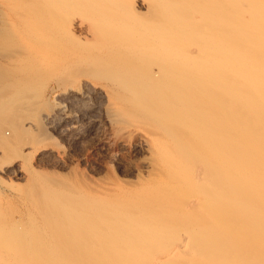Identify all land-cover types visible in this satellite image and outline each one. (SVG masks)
I'll return each mask as SVG.
<instances>
[{
    "label": "bare ground",
    "instance_id": "bare-ground-1",
    "mask_svg": "<svg viewBox=\"0 0 264 264\" xmlns=\"http://www.w3.org/2000/svg\"><path fill=\"white\" fill-rule=\"evenodd\" d=\"M93 96L145 176L25 168L0 264H264V0H0V151Z\"/></svg>",
    "mask_w": 264,
    "mask_h": 264
},
{
    "label": "rangeland",
    "instance_id": "rangeland-1",
    "mask_svg": "<svg viewBox=\"0 0 264 264\" xmlns=\"http://www.w3.org/2000/svg\"><path fill=\"white\" fill-rule=\"evenodd\" d=\"M99 102L94 96L87 103L64 99L69 117L48 125L41 142L33 143L26 137L19 154L0 151V201L7 211L19 216L26 210L15 189L26 181L25 168L83 179L93 185L114 181L130 185L145 176L142 164L146 151L135 146L133 133L113 130L103 118Z\"/></svg>",
    "mask_w": 264,
    "mask_h": 264
}]
</instances>
